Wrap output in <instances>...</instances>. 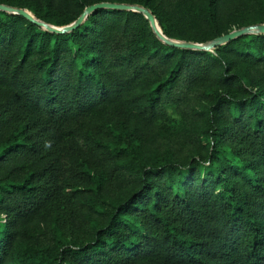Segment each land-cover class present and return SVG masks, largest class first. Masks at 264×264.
<instances>
[{"label":"trees","instance_id":"trees-1","mask_svg":"<svg viewBox=\"0 0 264 264\" xmlns=\"http://www.w3.org/2000/svg\"><path fill=\"white\" fill-rule=\"evenodd\" d=\"M103 3L181 43L264 25V0H0L56 28ZM0 264H264V35L0 12Z\"/></svg>","mask_w":264,"mask_h":264},{"label":"water","instance_id":"water-1","mask_svg":"<svg viewBox=\"0 0 264 264\" xmlns=\"http://www.w3.org/2000/svg\"><path fill=\"white\" fill-rule=\"evenodd\" d=\"M101 9L129 11V12H136V13L143 14L147 18V20H149V22L151 23V27L156 33V35L163 42H165L169 46L181 48V49L209 52V51L215 50L218 47L225 46L229 44L230 42L235 41L241 37H245L249 35H264V25H260V26H254V27L234 31L228 35H225L207 44L181 43V42L172 41L166 38L161 28L160 29L157 28V25L159 26V24L156 18L154 17V15L148 10L140 8V7H131L127 5L109 4V3L97 4L92 7L87 8L84 14L71 26H68L65 28H56V27L50 26L46 23L36 20L35 17L27 11L17 10L14 8L0 5V12H6L9 15L22 16L26 18L27 20H29L30 22H32L33 24L39 27H42L51 33L60 34V35L74 32L75 30L81 27V25L88 19L90 15H92L94 12L101 10Z\"/></svg>","mask_w":264,"mask_h":264},{"label":"bare ground","instance_id":"bare-ground-1","mask_svg":"<svg viewBox=\"0 0 264 264\" xmlns=\"http://www.w3.org/2000/svg\"><path fill=\"white\" fill-rule=\"evenodd\" d=\"M157 28H159V26L157 25Z\"/></svg>","mask_w":264,"mask_h":264}]
</instances>
